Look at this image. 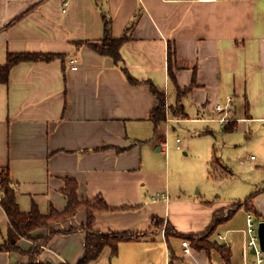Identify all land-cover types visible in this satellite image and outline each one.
Instances as JSON below:
<instances>
[{
  "label": "crops",
  "instance_id": "1",
  "mask_svg": "<svg viewBox=\"0 0 264 264\" xmlns=\"http://www.w3.org/2000/svg\"><path fill=\"white\" fill-rule=\"evenodd\" d=\"M104 14L112 37L133 23L119 48V63L88 44L103 38ZM24 51L65 56L18 62L0 83V168L13 182L20 210L35 204L43 214L63 211L65 180L72 178L80 201L101 197L113 208L95 212L90 228L153 231L120 241L116 253L105 246L88 264L224 261L216 249H197L189 238L191 253L185 254L184 237L173 234L200 233L227 204L180 182L184 169L171 175L179 148L196 158L198 152L190 144H166L165 130L169 134L171 118L179 119L191 134L214 138L213 146L206 139L191 169L204 172L210 163L229 172L224 158L233 159L239 146L251 141L261 149L257 162L264 168V0H0V65L7 52ZM149 82L165 98V119L157 131L150 114L159 101ZM218 103L225 107L221 112ZM178 105L182 113L174 115ZM225 114L231 120L222 125L218 119ZM248 155L246 160L257 159ZM262 191L253 198L250 212L256 217L264 215L256 206ZM86 218L81 208L33 230L31 236L40 238L53 229L73 228L53 234L39 259L76 264L84 253ZM7 228L0 205V242ZM229 229L243 234V227ZM214 232L209 239L224 244L212 239ZM229 243L230 264H243V241L236 253ZM32 244L18 238L15 249L0 250V264L28 261Z\"/></svg>",
  "mask_w": 264,
  "mask_h": 264
},
{
  "label": "trees",
  "instance_id": "2",
  "mask_svg": "<svg viewBox=\"0 0 264 264\" xmlns=\"http://www.w3.org/2000/svg\"><path fill=\"white\" fill-rule=\"evenodd\" d=\"M105 33L103 38L98 43H88L92 48L102 55L110 56L114 62L119 63L122 61L119 48L122 42L128 37L127 32L132 29L133 23L130 24L126 32L120 37H112L110 34V18L104 14ZM86 41H77L76 45L85 43ZM65 55L59 53L50 52H7L5 63L0 65V83H6L9 70L13 65L21 61H51L56 58H62ZM172 58V48L169 47V61ZM125 71V69H124ZM126 72V71H125ZM127 78L130 82H136V80L127 74ZM152 93L157 97L159 103L154 111L151 112L150 118L154 124L155 131H157L158 125L161 126L165 119V98L164 92L157 88L152 82H149ZM180 91V90H178ZM178 96H181L179 92ZM173 109L174 115H180L182 113L181 106H176ZM157 133V132H156ZM77 182L75 179L67 178L65 180V187L63 192L67 197V204L63 211H57L52 208L49 213L43 214L39 211L34 204L28 212L20 210L15 194V187L13 182L6 171V169L0 168V205L4 209L8 218V228L5 238L0 242V250L9 251L16 248L15 243L20 237H25L33 241L32 246L28 249V261L15 264H52L47 261L39 259V254L42 249V245H45L49 238L56 233H67L73 231V228L66 229H53L47 235L40 238H33L31 232L37 228L47 227L56 220H62L75 214L78 209L83 208L86 212V225L84 230L86 232L84 253L76 264H88L91 260L95 259L102 248L110 246L112 253H116L118 243L122 240L136 239L146 232L153 231H135V232H102L97 231L89 227V223L92 221L95 212L113 209L108 205L101 197H97L94 200L80 201L77 195ZM256 193L248 195L243 200L234 201L231 204H227L220 207L213 214V220L211 224L200 233L191 234H179L173 232L176 236L189 238L193 247L197 249H216L226 264H230L231 251L225 244H219L216 241H211L209 237L216 230L217 225L229 219L239 208H243L246 211L254 210L253 198ZM115 209V208H114ZM228 210V214L224 215V212ZM255 212V211H254ZM256 213V212H255ZM257 214V213H256ZM154 223L157 226L156 230L161 231L158 226L159 219L153 218ZM167 230V226L165 227ZM165 231V230H164ZM169 231V227H168ZM165 233H169L165 231Z\"/></svg>",
  "mask_w": 264,
  "mask_h": 264
},
{
  "label": "rangeland",
  "instance_id": "3",
  "mask_svg": "<svg viewBox=\"0 0 264 264\" xmlns=\"http://www.w3.org/2000/svg\"><path fill=\"white\" fill-rule=\"evenodd\" d=\"M170 120L172 123L169 124L167 122L169 134L165 130L166 144L170 142L174 145L176 144V138H180L181 147H186L187 144H190L192 150L198 152L196 158V156H191L190 152L188 153V156L185 155L183 151L187 150L186 148H179L177 154L172 156L170 168L171 175L174 174L175 176L181 169L185 170L182 174L179 172L181 174L180 182L194 184V186L196 185L193 189L194 193L200 194L197 192H199L198 190L201 188L203 192H208L207 198H213V200L216 199L217 202H223L222 204H230L234 201L243 200L248 195L264 189V168L262 167V164L257 162L261 155V149L258 144L253 143L252 141L245 142L239 146L236 157L231 160L224 158V161L230 169L229 172H224L220 167L214 169L211 167L210 163L208 164L207 169L202 172L201 168L191 169V161L194 158L199 160V155L201 154L200 150L206 139H209V145L213 146L212 144L215 143L214 138L210 134L203 135L202 132L193 135L188 129H186L187 123L185 124V122H182L183 120L181 122L179 121L180 123H177V121L172 118ZM207 135L213 138L212 143H210V138H208ZM215 135L217 138V133H215ZM220 145L218 146V143L216 142L218 151H220ZM247 154H249L248 156L253 155L254 158L257 157V159L251 161L248 158L246 160L244 157ZM176 156H178V159H174ZM174 166L177 170H175ZM260 193L263 194L257 197L256 206L261 210L264 208V191ZM245 215V210L239 208L229 219L222 221L217 225L212 239L216 238L217 233L226 236V230H232L227 233V240L223 242H231L232 244L233 241L232 251L236 253V249L240 247L242 241L249 239V236H244L241 232L229 228L243 227L244 230ZM256 220L258 221V219ZM248 254L251 258L255 256L249 251Z\"/></svg>",
  "mask_w": 264,
  "mask_h": 264
},
{
  "label": "built area",
  "instance_id": "4",
  "mask_svg": "<svg viewBox=\"0 0 264 264\" xmlns=\"http://www.w3.org/2000/svg\"><path fill=\"white\" fill-rule=\"evenodd\" d=\"M224 108H225L224 105L220 103H218L215 106V109L220 112L223 111ZM226 114L220 116V118L218 119L222 125L225 124V122L231 120V117L227 116ZM176 121L178 122L179 119H176ZM176 142H177V146L180 147V145L178 144L180 142L179 138H176ZM251 158H254V156H251ZM227 214H228V210L224 212V215ZM256 219H258V221ZM262 221H264V215L256 217V215L250 211L246 213L245 229L243 230V234L244 236L245 235L249 236V239L243 241V245H242L243 264H264V250L261 248L259 235H258V225ZM216 239L219 241H226V236L221 233H217ZM223 243L225 245H230L229 242H223ZM181 246L183 247V252L185 254L191 253V245L186 239H183L181 241ZM253 249L254 251H252ZM248 251L253 255H255L254 257H252V259L248 258L249 255ZM216 264H226V263L225 261H219Z\"/></svg>",
  "mask_w": 264,
  "mask_h": 264
},
{
  "label": "water",
  "instance_id": "5",
  "mask_svg": "<svg viewBox=\"0 0 264 264\" xmlns=\"http://www.w3.org/2000/svg\"><path fill=\"white\" fill-rule=\"evenodd\" d=\"M258 235L261 248L264 250V221L260 222L258 225ZM252 251H254V249Z\"/></svg>",
  "mask_w": 264,
  "mask_h": 264
}]
</instances>
